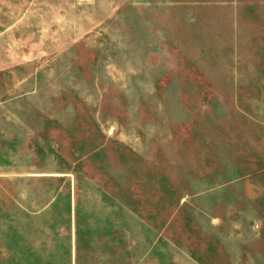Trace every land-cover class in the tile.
I'll return each instance as SVG.
<instances>
[{
	"label": "rangeland",
	"instance_id": "rangeland-1",
	"mask_svg": "<svg viewBox=\"0 0 264 264\" xmlns=\"http://www.w3.org/2000/svg\"><path fill=\"white\" fill-rule=\"evenodd\" d=\"M0 264H264V0H0Z\"/></svg>",
	"mask_w": 264,
	"mask_h": 264
}]
</instances>
